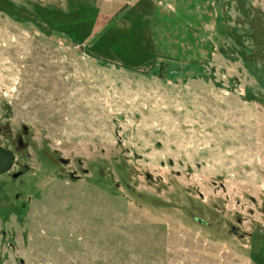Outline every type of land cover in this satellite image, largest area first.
Listing matches in <instances>:
<instances>
[{
    "label": "rangeland",
    "instance_id": "rangeland-1",
    "mask_svg": "<svg viewBox=\"0 0 264 264\" xmlns=\"http://www.w3.org/2000/svg\"><path fill=\"white\" fill-rule=\"evenodd\" d=\"M137 1L0 0V264H264V0Z\"/></svg>",
    "mask_w": 264,
    "mask_h": 264
},
{
    "label": "water",
    "instance_id": "water-1",
    "mask_svg": "<svg viewBox=\"0 0 264 264\" xmlns=\"http://www.w3.org/2000/svg\"><path fill=\"white\" fill-rule=\"evenodd\" d=\"M13 164L12 154L0 149V173L6 172L11 168ZM19 177V174L14 175L12 178L16 179Z\"/></svg>",
    "mask_w": 264,
    "mask_h": 264
},
{
    "label": "crops",
    "instance_id": "crops-1",
    "mask_svg": "<svg viewBox=\"0 0 264 264\" xmlns=\"http://www.w3.org/2000/svg\"><path fill=\"white\" fill-rule=\"evenodd\" d=\"M137 1V0H136ZM139 1V0H138ZM137 1V2H138ZM145 2H150V0H144ZM148 2V3H149ZM164 8H166V7H164ZM155 9H156V13H157V15H155V18L156 19H160V21H161V24H160V27H169L168 25L170 24L169 22H168V20H167V13H165V14H163V13H161L162 12V9H160V8H158L157 7V4H156V7H155ZM124 11H126V10H124ZM159 16V17H158ZM169 17H170V15H169ZM168 22V23H167ZM127 24H125L124 26H126ZM165 25V26H164ZM171 25V24H170Z\"/></svg>",
    "mask_w": 264,
    "mask_h": 264
},
{
    "label": "trees",
    "instance_id": "trees-1",
    "mask_svg": "<svg viewBox=\"0 0 264 264\" xmlns=\"http://www.w3.org/2000/svg\"><path fill=\"white\" fill-rule=\"evenodd\" d=\"M58 32V31H57ZM57 32H54V33H57ZM61 32V31H60ZM59 32V33H60ZM89 32L87 31V33L86 34H83V32H81V34L79 33L78 35H76V34H74V35H69V40L71 41V42H74V43H77V44H83L84 42H83V38H82V36L83 37H88L89 36Z\"/></svg>",
    "mask_w": 264,
    "mask_h": 264
},
{
    "label": "flooded vegetation",
    "instance_id": "flooded-vegetation-1",
    "mask_svg": "<svg viewBox=\"0 0 264 264\" xmlns=\"http://www.w3.org/2000/svg\"><path fill=\"white\" fill-rule=\"evenodd\" d=\"M18 146L21 148L22 147V144H21V142H18Z\"/></svg>",
    "mask_w": 264,
    "mask_h": 264
}]
</instances>
